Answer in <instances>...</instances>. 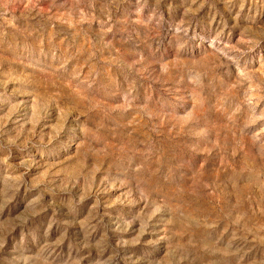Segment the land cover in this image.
Here are the masks:
<instances>
[{
  "label": "rangeland",
  "instance_id": "rangeland-1",
  "mask_svg": "<svg viewBox=\"0 0 264 264\" xmlns=\"http://www.w3.org/2000/svg\"><path fill=\"white\" fill-rule=\"evenodd\" d=\"M0 264H264V0H0Z\"/></svg>",
  "mask_w": 264,
  "mask_h": 264
}]
</instances>
